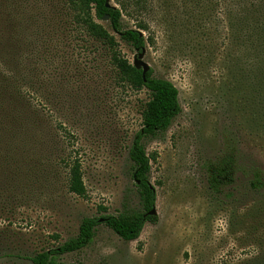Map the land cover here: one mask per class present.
<instances>
[{"label":"rangeland","instance_id":"1","mask_svg":"<svg viewBox=\"0 0 264 264\" xmlns=\"http://www.w3.org/2000/svg\"><path fill=\"white\" fill-rule=\"evenodd\" d=\"M229 1L111 0L122 11L123 30L143 33L144 62L153 77L178 88L182 111L166 132L143 140L158 222L146 223L131 242L101 223L87 247L57 262L243 264L264 250V192L250 188L245 172L264 171V136L245 125L229 90ZM29 9L43 35L20 58L18 78L41 127L8 138L17 150L0 165V255L18 257L0 256V264H33V256L75 239L85 218L144 212L129 149L149 92L122 84L107 46L86 35L69 0H31ZM100 23L133 64L141 50ZM225 133L237 139L241 170L233 188L214 196L205 166L222 152ZM68 160L82 167L86 198L68 190ZM8 196L14 206H4Z\"/></svg>","mask_w":264,"mask_h":264},{"label":"trees","instance_id":"2","mask_svg":"<svg viewBox=\"0 0 264 264\" xmlns=\"http://www.w3.org/2000/svg\"><path fill=\"white\" fill-rule=\"evenodd\" d=\"M65 1V0H63ZM87 36L102 42L111 53V63L118 70L122 84L136 91L149 92V101L142 114V129L136 134L129 149L132 176L143 205V213L106 215L102 219H83L79 234L58 249L32 257L33 264H64L54 257L73 253L87 247L95 236L96 227L104 223L122 240H137L146 223L156 224L157 216L149 213L156 205V192L150 182L151 157L143 140L166 132L173 120L181 113L179 90L169 80L153 77V69L144 80L141 70L134 68L118 50L114 35L100 22L108 16L113 32L137 50L145 45V37L139 30H123L122 11L108 0H69ZM227 4V0H225ZM218 4V3H216ZM31 0H0V165L5 156L11 157L17 148L8 138L18 139V134L39 130L40 115L26 96L18 78V66L22 55L33 51L36 38L43 35L34 10L29 9ZM228 11V12H227ZM227 24L230 40L227 44L226 64L230 92L234 93L239 112L244 113L245 125L264 136V0H231L227 7ZM100 21V22H99ZM143 30V28H140ZM235 102H237L235 100ZM239 147L234 135H223V150L206 163L207 185L214 196L225 195L237 182L241 170ZM10 154V155H9ZM64 161V160H63ZM12 167L18 161H8ZM69 168L67 186L70 193L86 198L87 190L83 172L77 160L65 161ZM250 188L264 192V171L257 166L247 167ZM13 182L10 176L8 179ZM5 191V186L0 192ZM15 198H4V206L17 203ZM3 257H18V254H2ZM243 264H264V250Z\"/></svg>","mask_w":264,"mask_h":264},{"label":"water","instance_id":"3","mask_svg":"<svg viewBox=\"0 0 264 264\" xmlns=\"http://www.w3.org/2000/svg\"><path fill=\"white\" fill-rule=\"evenodd\" d=\"M109 3H110V0H108V2H107L108 8L111 7V5ZM103 22H108V16H105L103 18ZM137 51H140V50L138 49ZM145 54H146V49L142 48L141 52L134 58V62H133L134 68L142 71L144 80L146 79L147 73L151 69L150 65L147 64L146 62H144V60H143ZM149 215L150 216H157L156 208H153L152 211L149 213Z\"/></svg>","mask_w":264,"mask_h":264}]
</instances>
